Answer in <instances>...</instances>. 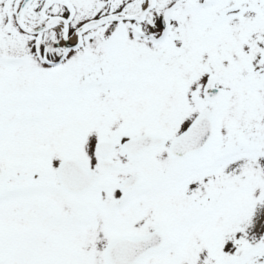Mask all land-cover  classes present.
Returning <instances> with one entry per match:
<instances>
[{
  "label": "snow or ice",
  "instance_id": "1",
  "mask_svg": "<svg viewBox=\"0 0 264 264\" xmlns=\"http://www.w3.org/2000/svg\"><path fill=\"white\" fill-rule=\"evenodd\" d=\"M0 264H264V0H0Z\"/></svg>",
  "mask_w": 264,
  "mask_h": 264
}]
</instances>
